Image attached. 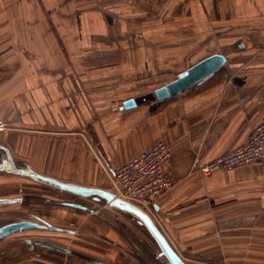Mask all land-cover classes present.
Masks as SVG:
<instances>
[{
  "label": "crops",
  "instance_id": "0c3cea01",
  "mask_svg": "<svg viewBox=\"0 0 264 264\" xmlns=\"http://www.w3.org/2000/svg\"><path fill=\"white\" fill-rule=\"evenodd\" d=\"M155 7L163 24L175 7L197 26L171 42L170 30L150 31ZM212 55L225 64L203 84L153 111L122 108ZM0 71V140L32 169L98 186L164 141L173 184L154 207L164 228L234 261L264 253V165L198 170L244 145L264 115V0H0Z\"/></svg>",
  "mask_w": 264,
  "mask_h": 264
},
{
  "label": "rangeland",
  "instance_id": "374dc122",
  "mask_svg": "<svg viewBox=\"0 0 264 264\" xmlns=\"http://www.w3.org/2000/svg\"><path fill=\"white\" fill-rule=\"evenodd\" d=\"M178 9L179 8L175 7L171 8V12H169L167 16V18H171V21L169 23H164L165 25L162 22V16L166 12V8L159 7L158 9H154V19L156 20L158 27L149 30H154L153 32L161 33L164 30H170L175 34L171 33V37L168 39L171 42H180L179 38L176 37V34L180 32V29L187 26V31L194 30L195 26H197V23H195V18L190 14V12H186V14L183 15L184 13H182ZM137 10L138 12L133 14V18L140 27L138 31L141 32L147 15L146 13H144V11H141L138 8ZM130 17L131 15H127V13L124 14L125 19H129ZM185 20L188 22L184 23ZM145 27L146 26H143L144 30H147L145 29ZM204 31L205 29L201 30V32ZM53 32L56 33L54 28ZM156 36L157 39H159L157 41L161 43L163 39L162 35ZM159 42H156V44H159ZM8 73L9 72L0 71V80L6 77ZM144 89H146V87L139 88V90ZM12 155L16 159V161H21L22 163L26 162L24 159H19L16 155ZM33 170L35 171V169ZM40 174L46 175L44 173ZM103 180L104 181H102V183L98 186H84L114 191L112 183L108 182L107 178L105 177L103 178ZM61 181L70 182L68 180ZM5 200H14V203H0V226L6 223L22 220L35 222H38V220H40L46 223H53L59 227L67 228L69 227V224H75L76 227L74 230H76L78 233L74 236H68L49 233L45 231L25 230L22 232L11 234L0 243V249L5 248L6 250H8L5 254L6 257L10 259V262H8L7 264H38L39 262L44 264L48 261L45 258V256H47V253L45 252H43V258L36 259L34 256L37 253V250H34L33 252H30L28 250L26 251V247L19 244V241L25 238H42L45 240L56 242L68 248L79 249L78 247L84 245H89L92 247L98 245L102 246V243L99 242L100 240L98 239L100 237V234H106L108 238L121 241L123 247L127 246L125 241L126 239H132V237H135L139 241L138 247L140 249L143 247V249H149L152 255L158 254V247L155 245V242L152 240L147 230L143 226L139 225L131 216L127 214L117 213L114 210L108 209V207L102 204L93 203L86 199L75 198L67 193L61 192L57 189L43 184L36 183L28 178L0 173V201ZM46 200L56 202L74 201L88 204L91 209L101 212V214L105 216V219L107 221L103 220L99 216L89 214L87 212L76 211L46 203ZM138 207H140L142 211H144V213L148 214L151 217L154 224L170 242L176 252L180 253L186 264H264V255L259 256L260 254L264 253L260 252L259 247H255L250 250L247 249L246 256L239 258V260L237 261H234L232 258L224 257L223 255H218L219 253L216 254L214 252L215 254H213V252H203L198 249L195 250L191 246L182 247L175 232H169L164 228V226L161 224L160 218L156 215L154 209H147L143 206ZM109 222L118 223L116 227L117 229H114L109 224ZM249 252L252 255H249ZM109 255H111V253H109ZM107 256L108 255H105V258H107ZM159 261L164 262L162 258Z\"/></svg>",
  "mask_w": 264,
  "mask_h": 264
},
{
  "label": "water",
  "instance_id": "95a60500",
  "mask_svg": "<svg viewBox=\"0 0 264 264\" xmlns=\"http://www.w3.org/2000/svg\"><path fill=\"white\" fill-rule=\"evenodd\" d=\"M224 64L225 59L221 55H212L207 57L179 74L175 80L166 84L165 86L124 102L122 104V108L128 110L142 105H149L150 111H153L163 101L175 97L181 93L187 92L191 88L199 86L208 81L214 74L222 69ZM0 173L28 178L36 183L57 189L75 198L86 199L93 203L102 204L108 207V209L114 210L117 213L127 214L134 218L139 225L143 226L147 230L148 234L159 249V256H163L165 261H167V264H184L174 252L166 237L154 224L151 217L144 213V211H142V209L137 205L135 206V204L119 198V196H117L114 191L65 182L53 177L42 175L34 171L27 162L22 163L21 161H16L9 149L1 140ZM0 203H14V200L0 201ZM46 203L76 211L87 212L89 214L99 216L103 220L107 221L101 212L91 209L88 204L74 201L56 202L50 200H46ZM38 222H40L43 226L39 225L35 221L28 220L5 224L4 226L0 227V240L16 232L30 229L60 231L57 228L54 229L50 224L44 221L38 220Z\"/></svg>",
  "mask_w": 264,
  "mask_h": 264
},
{
  "label": "built area",
  "instance_id": "2783aa9c",
  "mask_svg": "<svg viewBox=\"0 0 264 264\" xmlns=\"http://www.w3.org/2000/svg\"><path fill=\"white\" fill-rule=\"evenodd\" d=\"M0 124V129H3ZM264 165V115L255 123L248 141L225 154L200 166L203 175L214 169L231 170L247 166ZM170 147L164 141H156L147 149L125 163L119 164L113 172L112 185L120 198L137 206L154 209L158 199L172 186L168 170Z\"/></svg>",
  "mask_w": 264,
  "mask_h": 264
},
{
  "label": "flooded vegetation",
  "instance_id": "af4514ba",
  "mask_svg": "<svg viewBox=\"0 0 264 264\" xmlns=\"http://www.w3.org/2000/svg\"><path fill=\"white\" fill-rule=\"evenodd\" d=\"M37 223L39 225H42L39 222ZM48 224H50L54 229L57 228L60 231L42 229L30 230L45 231L49 233L68 236H74L78 234L77 231L74 230L76 227L75 224H69L68 228L59 227L49 222ZM109 224L114 229H117L116 227L118 223L110 222ZM4 225H1L0 227ZM4 239L5 238L1 239L0 243ZM98 239L100 240L99 242L102 243V246L98 245L92 247L89 245H84L78 247L79 249L68 248L56 242H52L42 238H25L20 240L19 244L21 246L26 247V251L28 250L30 252H33L34 250H37V253L34 256L36 259L43 258V252L47 253V256H45V258L48 261L44 264H167L165 258L163 256H159V252L157 255H152L149 249H143V247L140 249L138 247L139 241L135 237H132V239L125 240L127 244L126 247H123L121 241L108 238L106 234H100V237ZM173 250L183 261V263L186 264L180 253L176 252L174 248ZM7 251L8 250H6L5 248L0 249L1 264H7L8 262H10V259H8L5 254ZM109 253H111V255H109ZM105 255H108L109 257L107 256V258H105ZM161 258L164 260L165 263L159 261ZM38 264L43 263L39 262Z\"/></svg>",
  "mask_w": 264,
  "mask_h": 264
},
{
  "label": "bare ground",
  "instance_id": "6f19581e",
  "mask_svg": "<svg viewBox=\"0 0 264 264\" xmlns=\"http://www.w3.org/2000/svg\"><path fill=\"white\" fill-rule=\"evenodd\" d=\"M0 130H2V129H0Z\"/></svg>",
  "mask_w": 264,
  "mask_h": 264
}]
</instances>
